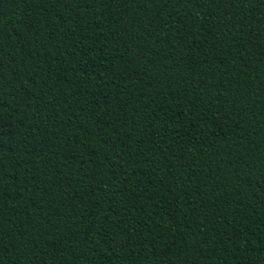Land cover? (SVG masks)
Returning a JSON list of instances; mask_svg holds the SVG:
<instances>
[{
    "label": "trees",
    "instance_id": "1",
    "mask_svg": "<svg viewBox=\"0 0 264 264\" xmlns=\"http://www.w3.org/2000/svg\"><path fill=\"white\" fill-rule=\"evenodd\" d=\"M0 264H264V0H0Z\"/></svg>",
    "mask_w": 264,
    "mask_h": 264
}]
</instances>
